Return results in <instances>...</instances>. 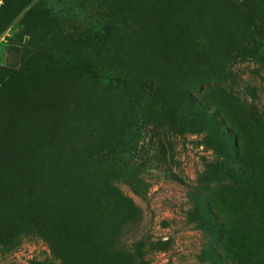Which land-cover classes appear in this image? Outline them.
<instances>
[{"label": "rangeland", "instance_id": "obj_1", "mask_svg": "<svg viewBox=\"0 0 264 264\" xmlns=\"http://www.w3.org/2000/svg\"><path fill=\"white\" fill-rule=\"evenodd\" d=\"M0 264H264V0H0Z\"/></svg>", "mask_w": 264, "mask_h": 264}]
</instances>
